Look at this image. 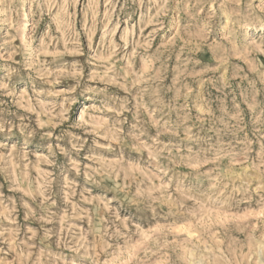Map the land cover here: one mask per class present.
I'll use <instances>...</instances> for the list:
<instances>
[{"label": "rangeland", "instance_id": "374dc122", "mask_svg": "<svg viewBox=\"0 0 264 264\" xmlns=\"http://www.w3.org/2000/svg\"><path fill=\"white\" fill-rule=\"evenodd\" d=\"M0 264H264V0H0Z\"/></svg>", "mask_w": 264, "mask_h": 264}]
</instances>
